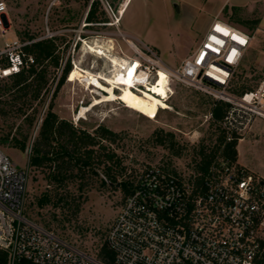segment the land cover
<instances>
[{"label": "rangeland", "instance_id": "374dc122", "mask_svg": "<svg viewBox=\"0 0 264 264\" xmlns=\"http://www.w3.org/2000/svg\"><path fill=\"white\" fill-rule=\"evenodd\" d=\"M95 0H0L7 5L11 28L3 37L0 30V50L6 41L18 37L35 39L56 38L59 45L60 67H49L48 84L41 98L34 101L31 93L19 92L12 79L0 82V148L19 168L29 171L26 213L63 238L91 252L99 253L105 236L125 201L121 183L134 184L136 175L150 165H166L186 176L202 161V150L216 149L219 120L212 116L217 107L214 99L193 88L170 80L167 103L152 117L127 108L121 101L104 103L92 108L104 93L86 82H70V74L58 88L62 70L71 65L99 72L105 59L88 55L86 45L99 40L113 49L112 53L130 63L139 72V60L149 82L157 77V60L146 54L144 44L151 47L163 66L175 70L198 47L211 24L213 11L221 0H134L120 24L121 9L127 0L100 1L97 23H88L87 16ZM249 7L228 11L226 21L253 37L236 88L256 87L264 69V0H232ZM131 42V43H130ZM136 44V50L133 45ZM86 49V50H85ZM138 66H137V65ZM139 70V71H138ZM82 83V84H81ZM141 89V88H140ZM96 91V92H95ZM119 95L120 91L116 90ZM235 94H238L235 92ZM83 108L91 109L83 119ZM52 111L76 130L97 136L102 129L118 133L115 142L102 140L105 149L101 164L95 160V173L87 170L74 177L67 174L60 185L51 178L47 167L30 166V154L40 132L43 119ZM33 124L29 125V120ZM159 131H164L163 134ZM159 139L173 134L174 144H160ZM28 137L26 150L20 149ZM114 151L120 166L105 162L107 153ZM237 162L249 172L264 179V122L257 120L244 141L237 146ZM112 166L117 182H104L105 169ZM67 197L81 203L78 214L59 198Z\"/></svg>", "mask_w": 264, "mask_h": 264}, {"label": "built area", "instance_id": "2783aa9c", "mask_svg": "<svg viewBox=\"0 0 264 264\" xmlns=\"http://www.w3.org/2000/svg\"><path fill=\"white\" fill-rule=\"evenodd\" d=\"M7 13V5L0 2L3 37L11 28ZM43 39L6 41L0 50V82L34 64L26 49ZM252 41L248 32L216 18L175 70L163 66L143 43L170 80L226 108L218 125V153L206 170L199 169L200 163L186 176L166 165H150L136 175L133 193L101 247L111 257L99 256L30 218L29 171L0 148V249L7 254L6 264H264V179L223 156L226 144L241 143L257 120L264 122V69L256 87L234 92Z\"/></svg>", "mask_w": 264, "mask_h": 264}, {"label": "trees", "instance_id": "16d2710c", "mask_svg": "<svg viewBox=\"0 0 264 264\" xmlns=\"http://www.w3.org/2000/svg\"><path fill=\"white\" fill-rule=\"evenodd\" d=\"M100 5V1H94L91 9L87 16L88 23H97L98 18L96 16L97 6ZM29 40H35L33 36L25 37ZM56 38L43 39L36 41L27 47L26 52L34 58V64L30 65L28 69L23 71L21 74L11 78L15 87L18 88L19 92H24L27 96L31 93V97L34 101L41 98L42 92L48 84L49 67L58 69L60 67V54L59 45L56 43ZM71 72V65L68 64L62 70V75L58 83V88L63 85L67 76ZM249 88L240 87V89L234 88V92L241 93ZM225 104H217V107L213 110L212 116L214 119L220 120L225 111ZM34 119L29 120V125L33 124ZM100 135L94 136L86 131L76 130L71 123L66 120H61L52 111L48 112L46 117L43 119L40 132L36 142L32 146L30 154V166L35 168L47 167L52 170L51 178L57 184H62L67 174L70 173L74 177L75 170L78 174L82 175L87 170H91L95 173L94 165L97 159L98 163L102 162V154H99L98 149H105L102 145V140H109L115 142L119 134L102 129ZM163 134L164 131H159ZM159 132L156 133V138L160 144L169 143L174 144L173 134L167 133L161 136L159 139ZM28 137H24L20 149L21 151L26 150V143ZM222 139L219 138V144L222 143ZM237 142L228 143L225 146L223 156L229 158L231 161H237ZM218 150H214L207 153L202 150V161L199 169L206 170L214 159ZM106 157L105 162L114 163L116 166H120V162L117 154L111 151L104 155ZM114 167L107 166L105 169V181L104 182H117L116 176L113 173ZM96 174V173H95ZM125 199L133 193L132 183H121ZM59 203H64L73 209L74 214H78L81 209V203H77L75 199L69 201L67 197L59 198ZM99 256L111 257V254L105 247L99 252ZM7 263V254L0 249V264Z\"/></svg>", "mask_w": 264, "mask_h": 264}, {"label": "bare ground", "instance_id": "6f19581e", "mask_svg": "<svg viewBox=\"0 0 264 264\" xmlns=\"http://www.w3.org/2000/svg\"><path fill=\"white\" fill-rule=\"evenodd\" d=\"M132 1L127 0L121 9V18L118 17L117 19L119 24L127 13ZM131 45H135L134 48L138 49L136 44L133 43ZM86 48L88 55L105 59V64L99 72H94L97 68L95 64L90 69L77 66L75 70L71 71L70 82H86L87 85H92L104 93L102 100H96L92 108L119 100L127 108L137 111L146 117H152L159 108L167 103L170 79L162 66L157 70L155 81L150 83L148 75L139 71L141 67L139 60H137L140 65L139 72H137L135 68H131L128 61L115 56L112 53L113 49L104 46L99 40H95L93 44L86 45ZM116 90L120 91L119 95ZM91 109L83 108L79 118L83 119Z\"/></svg>", "mask_w": 264, "mask_h": 264}, {"label": "crops", "instance_id": "0c3cea01", "mask_svg": "<svg viewBox=\"0 0 264 264\" xmlns=\"http://www.w3.org/2000/svg\"><path fill=\"white\" fill-rule=\"evenodd\" d=\"M205 1L207 2V0H205ZM231 1L232 0H221V2L219 4V6L217 7V9L215 11H213L212 14H210V16L212 17V20H213L211 22V24L214 22V20L216 18H219V19H222V20L226 21V19L224 18V14L226 12H228V11H235V10H239V9H243V8L249 7L248 5H244V4L241 5V4H237V3H232ZM130 7H131V5H130ZM227 22H229V21H227ZM211 24L209 25L208 30H209ZM230 24H232V23H230Z\"/></svg>", "mask_w": 264, "mask_h": 264}, {"label": "snow or ice", "instance_id": "6c2138e0", "mask_svg": "<svg viewBox=\"0 0 264 264\" xmlns=\"http://www.w3.org/2000/svg\"><path fill=\"white\" fill-rule=\"evenodd\" d=\"M216 31H221V29L218 27V28L216 29ZM224 34L227 35V32H225ZM233 39H236V37H233ZM217 42L219 43V41H217ZM241 42H243V41H241Z\"/></svg>", "mask_w": 264, "mask_h": 264}, {"label": "water", "instance_id": "95a60500", "mask_svg": "<svg viewBox=\"0 0 264 264\" xmlns=\"http://www.w3.org/2000/svg\"><path fill=\"white\" fill-rule=\"evenodd\" d=\"M6 25H8L7 22H6Z\"/></svg>", "mask_w": 264, "mask_h": 264}]
</instances>
